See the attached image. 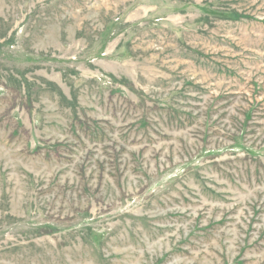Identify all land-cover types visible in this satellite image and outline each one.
<instances>
[{"label": "rangeland", "instance_id": "1", "mask_svg": "<svg viewBox=\"0 0 264 264\" xmlns=\"http://www.w3.org/2000/svg\"><path fill=\"white\" fill-rule=\"evenodd\" d=\"M0 264H264V0H0Z\"/></svg>", "mask_w": 264, "mask_h": 264}]
</instances>
